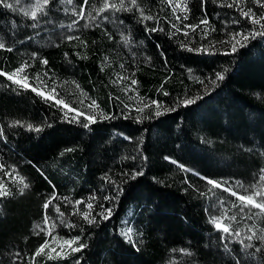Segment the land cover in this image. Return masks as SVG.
Wrapping results in <instances>:
<instances>
[{
    "label": "trees",
    "instance_id": "trees-1",
    "mask_svg": "<svg viewBox=\"0 0 264 264\" xmlns=\"http://www.w3.org/2000/svg\"><path fill=\"white\" fill-rule=\"evenodd\" d=\"M6 2L0 264H264V0Z\"/></svg>",
    "mask_w": 264,
    "mask_h": 264
},
{
    "label": "snow or ice",
    "instance_id": "snow-or-ice-1",
    "mask_svg": "<svg viewBox=\"0 0 264 264\" xmlns=\"http://www.w3.org/2000/svg\"><path fill=\"white\" fill-rule=\"evenodd\" d=\"M49 2H50V0H43L44 5H47ZM68 2L71 3V0H68ZM129 2H130L131 6H135V4H136V0H129ZM257 2H259V0H257ZM84 3L86 4L87 0H84ZM0 4H3L4 7L9 8V9L13 8V4L12 3H7L6 0H0ZM203 4H204V0H201L202 8H203ZM231 6L232 5H229V7H231ZM109 7L115 9L116 11H119V10L124 8V0H120L119 5H117L115 3L109 4L108 0H105V2L103 4V8L107 9ZM176 7H179V5H176ZM262 7H264V5H262ZM25 15L27 16V15H29V13L25 12ZM30 15H31V18L34 21L37 19L36 11H32L30 13ZM80 15H81V18H82V11H81ZM242 15L245 18H247L249 20V23L252 24L254 27L258 26V30H264V22H262V21H264V14H262L259 18H257L255 16V14H252L250 12H243ZM186 18L187 17H185V19ZM177 19H179V17H177ZM201 23L207 24L208 21L205 18L204 20L201 21ZM31 26L35 28V27H37V24L34 23ZM191 27H193V30H194L196 26H191ZM153 31H155V29H153ZM185 34H187V33H185ZM260 34H264V31H262ZM238 35H243V34L237 33L236 35L231 36V41L234 42V43H232V49L233 50H235L236 44L240 43V41L237 39ZM205 36H207V32H205ZM243 39L247 40L248 39L247 35H243ZM4 47H5L4 43H0V49H3ZM8 50L10 51L11 49L9 48ZM191 50L192 49H189V51H191ZM200 50L203 51L204 49H200ZM43 63L47 64V61L44 60ZM20 71H23V69H20ZM0 75H6V74L3 73V72H0ZM14 76H15V74L7 75V79L9 81H12L14 84L24 88V89H28L30 87V85L27 83V79L28 78L26 76L22 80L15 79ZM217 79H223V75L218 74ZM133 83H135V81H133ZM31 90L34 93H36V95H39V96L43 97L46 101H51V100L54 99L53 96L46 95L43 91H39L36 87H32ZM153 103H155V102H153ZM191 103H194L193 99H189V100L184 101L185 106H187V105H189ZM56 105H63V108H66L69 112L73 111V109L69 108L68 105L63 104V102L58 100V99L55 101V104L52 105V106H56ZM157 114H159V113H157ZM79 115H80V113L77 112L76 116H79ZM71 119H75V117H72ZM86 120L91 121L92 123L95 122L94 117H92V116H86ZM83 126L85 128H87V127H89V124L85 123ZM28 128L31 130L32 126L28 125ZM35 130L36 131H40V128H36ZM173 163H176V162L173 161ZM0 167H3V166L0 165ZM142 174H143L142 171L137 173V175H142ZM133 179H135V175H133ZM205 179H206V183L208 185H212L215 188H220L222 186L221 182L214 181V180H212L210 178H205ZM24 187L26 188V187H28V185L25 184ZM241 187H242V185H241ZM224 191L231 192L232 196H236L237 200L241 202L242 206L254 207V208L260 209L262 212H264V201H259V200L253 198V195L259 197L261 195H264V193H261V192L257 191V192H254L253 195H238L236 191H232L231 188H229V187H225ZM6 195H8V193L3 190V185H0V196H6ZM52 198H55V197H52ZM44 207L47 208L48 207V203H45ZM87 207H88V209H91L93 207L92 203H88ZM55 211L57 213H59V208H56ZM109 214H110V212L109 213H101V215L104 217V219H107ZM84 218L86 220L88 219V213L84 214ZM232 219H235V217H232ZM89 223H95V220L94 219L93 220H89ZM213 223L215 224V227L217 229H222L223 233H229V231H230L229 227H223L220 223L216 222L215 220H213ZM128 231L131 232V229H129ZM235 235H239V234L235 233ZM253 236H255L254 232H253L252 235H249L247 237V239L248 240H252ZM258 239L264 240V236H260V237H258ZM75 242L76 241H74V240L65 241V243L68 244L69 246H71ZM250 246L251 245H249V247ZM83 247H84V245H81L79 248H75V249H72V250L73 251H80L81 248H83ZM43 250H44L43 247H41L40 250L36 253V255H39L40 252H42ZM257 250H259V249H257Z\"/></svg>",
    "mask_w": 264,
    "mask_h": 264
},
{
    "label": "rangeland",
    "instance_id": "rangeland-1",
    "mask_svg": "<svg viewBox=\"0 0 264 264\" xmlns=\"http://www.w3.org/2000/svg\"><path fill=\"white\" fill-rule=\"evenodd\" d=\"M12 74H15V76H14V78L15 79H20V80H22V76H21V74H20V72L19 71H17V72H13ZM9 75H11V74H9ZM39 91H43V90H41V89H38ZM46 95H49V96H52V95H50L49 93H46L45 91H43ZM54 97V96H53ZM58 98H56V97H54V99L52 100L54 103H55V101L57 100ZM59 100V99H58ZM61 101V100H60ZM63 104H64V102H63ZM60 107H62L63 108V105H59ZM64 109H66V108H64ZM67 110V109H66Z\"/></svg>",
    "mask_w": 264,
    "mask_h": 264
}]
</instances>
